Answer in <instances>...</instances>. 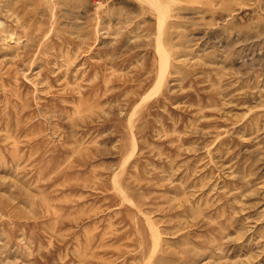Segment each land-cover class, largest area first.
<instances>
[{
    "label": "rangeland",
    "instance_id": "obj_1",
    "mask_svg": "<svg viewBox=\"0 0 264 264\" xmlns=\"http://www.w3.org/2000/svg\"><path fill=\"white\" fill-rule=\"evenodd\" d=\"M0 264H264V0H0Z\"/></svg>",
    "mask_w": 264,
    "mask_h": 264
},
{
    "label": "bare ground",
    "instance_id": "obj_2",
    "mask_svg": "<svg viewBox=\"0 0 264 264\" xmlns=\"http://www.w3.org/2000/svg\"><path fill=\"white\" fill-rule=\"evenodd\" d=\"M137 112V111H136ZM132 115H133V113H132ZM132 117V116H131Z\"/></svg>",
    "mask_w": 264,
    "mask_h": 264
}]
</instances>
